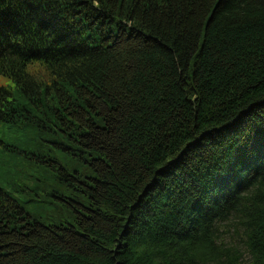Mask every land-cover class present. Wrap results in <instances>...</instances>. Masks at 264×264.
I'll list each match as a JSON object with an SVG mask.
<instances>
[{"label": "trees", "instance_id": "16d2710c", "mask_svg": "<svg viewBox=\"0 0 264 264\" xmlns=\"http://www.w3.org/2000/svg\"><path fill=\"white\" fill-rule=\"evenodd\" d=\"M0 264H264V0H0Z\"/></svg>", "mask_w": 264, "mask_h": 264}, {"label": "rangeland", "instance_id": "374dc122", "mask_svg": "<svg viewBox=\"0 0 264 264\" xmlns=\"http://www.w3.org/2000/svg\"><path fill=\"white\" fill-rule=\"evenodd\" d=\"M0 84L1 85H9V84H14L13 81L11 80V78L0 74Z\"/></svg>", "mask_w": 264, "mask_h": 264}]
</instances>
